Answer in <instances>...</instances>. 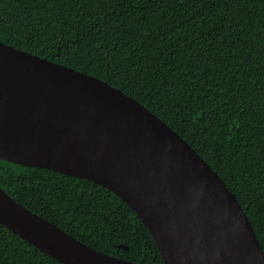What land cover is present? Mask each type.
Segmentation results:
<instances>
[{"label":"trees","instance_id":"16d2710c","mask_svg":"<svg viewBox=\"0 0 264 264\" xmlns=\"http://www.w3.org/2000/svg\"><path fill=\"white\" fill-rule=\"evenodd\" d=\"M0 41L94 75L162 119L236 196L264 251V0H0ZM0 187L96 250L164 264L102 185L0 160ZM0 264L63 263L0 224Z\"/></svg>","mask_w":264,"mask_h":264},{"label":"water","instance_id":"95a60500","mask_svg":"<svg viewBox=\"0 0 264 264\" xmlns=\"http://www.w3.org/2000/svg\"><path fill=\"white\" fill-rule=\"evenodd\" d=\"M0 160L111 190L140 218L164 264H264L236 196L162 119L94 75L2 41ZM0 224L63 264H142L81 242L1 187Z\"/></svg>","mask_w":264,"mask_h":264}]
</instances>
